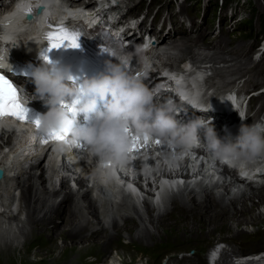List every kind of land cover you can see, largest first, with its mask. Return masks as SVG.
Here are the masks:
<instances>
[{
    "label": "rangeland",
    "instance_id": "rangeland-1",
    "mask_svg": "<svg viewBox=\"0 0 264 264\" xmlns=\"http://www.w3.org/2000/svg\"><path fill=\"white\" fill-rule=\"evenodd\" d=\"M120 1L127 4L129 3V5L132 6V10L139 12L140 15L146 14L151 16L156 13V19H160V21L163 17L168 19V16H171L173 18V22H175V19L177 18L180 19V23L183 26H185V24H183L182 21H185V23L189 21L192 22V26H198H195L196 33L197 35L199 34L200 37H203L202 41L204 42L201 45L196 46L198 44L197 40L199 39L190 41V35L193 37L192 34L195 33L193 31L194 27H189V32H173L163 38L168 41H166L163 45L166 47L163 49V56L157 59L158 62H162L161 65H167L171 70H176L178 64L184 61L186 65L190 66L192 71L197 73V75L205 77L206 81L212 83L213 90H219L222 87L228 89L235 81L238 80L240 82L249 81L254 84L262 83V87H264V52L260 56L261 59L259 58V50L262 44L261 40L264 38V0ZM148 9L151 10V14H149ZM178 27L180 29H184L181 25H178ZM172 44L178 46L173 47ZM181 44L191 46L189 54H185L184 52L182 54V49L180 48ZM252 45L253 50L250 51ZM246 50H249V54L247 53L249 56L248 60L246 56H243V53H246ZM260 122L264 123V112L261 116ZM9 134L11 135L12 143L10 146L3 148V150L0 151V161H2L4 156L8 153L16 152L13 154V159H11V162H9L6 168L7 172L5 171L7 175L15 174V177H7L11 180V182L6 183L7 185H10V188L5 191L6 195H4V191L1 192H4L2 193V197L5 199L7 196L8 199L13 193H15L14 196H17L18 191V203H16L19 204V211L17 214L15 213L17 212L15 210H17L18 206L16 208L7 209L11 215H15V217H17V220L14 221L11 226H7V224L3 226L0 225V244L6 242V244H9L10 246L13 245L14 247H20L21 245L19 244L23 242L24 236L29 232V223L27 221V209L21 199V189L20 187H18V190L16 189L17 179L20 182L24 181L28 176L31 165H35L40 161V159H38L35 152L28 154V151L23 152L20 150V148L17 147V143L19 141L18 135L12 133ZM8 139L9 137H7V140ZM84 153L87 154L86 151ZM90 159L95 160V158L92 157H90ZM50 161H53L51 165L49 164V159L45 157L40 167L38 169H34V174L38 176L41 173L42 168H44L46 185H44V191L41 192V198L44 197L45 204L50 206L54 203H59L65 193H72V196L77 203L75 210L79 217L72 228H81L89 224L86 234H90L92 231L99 229L101 226L110 231L111 224L114 221H116L119 226H122V216L132 215L137 218L135 213L137 211L141 220L138 221L139 227L133 233V236L137 237L140 235L144 226L156 234L157 231L153 226L151 227V224L148 221L149 217L145 208V202L149 203L150 209L154 215H158V213L162 214L161 212L165 206L166 208L168 206L170 207L169 200L173 195L182 196L188 202L193 197L200 199L208 194H212L222 203V205H228L233 200L241 201L243 196H252L256 194L259 189L264 187L259 185H239L236 183L233 175H229L228 177H224L222 175L221 178H218L213 183L211 182L212 176H207L206 178H203V180H196L192 175L185 177L184 179L182 177L179 185L163 184L156 177L153 178L148 176L144 177L143 186L135 184V186H137L138 195L126 194L124 196H120L121 193L120 195L116 194L114 189L108 188V186L107 188H105V186L104 190L101 191L95 189V187L91 185L92 180L94 179V174L90 176L89 183H86V174L76 162L71 163L72 169L69 171L65 169L61 161L55 162L54 156L50 158ZM181 170L182 169L176 164H170L167 167L163 164L158 166L159 172H164L170 175L171 178L178 177ZM58 173L62 175L67 173L70 174L68 176H64L66 183L68 182L65 189L61 188V180L56 182ZM80 181L87 184V187H80L78 184ZM42 187L43 185H39L40 190H42ZM160 190L161 197L165 204L162 208L154 207L150 201V198L154 195V193L160 195ZM84 192H88L90 194L89 197L95 200L94 203L99 211V220L101 219L100 224L96 221L89 223L91 218L87 214L88 211L85 208L86 203L82 196ZM103 192L108 198L106 202L103 197L99 195V193L103 194ZM248 194L249 196H247ZM254 201L258 205L257 209L254 211V215L256 217H264V204L258 202L259 200L256 197L254 198ZM7 210L5 208L4 212H7ZM13 210L15 212H12ZM0 214H2V211ZM233 228H235V226H233ZM262 228H264V222L262 224ZM242 229L245 232H255L256 230L251 225H243ZM123 235L124 237L118 244L117 248H112L110 252L102 258H96L90 255L87 256V264H156V261L157 264H171L172 262L168 261L170 256H175V259L178 261H180V259L182 260V257H188L190 259V263L191 261L197 262L200 260L207 264L205 262L204 255L206 252H212L213 250H216L217 256L224 255L226 256L225 258L228 257L229 261L232 260L233 263H236V256L260 251V249L254 252L245 251L247 248L249 249L256 244L264 246V238L259 235H254L253 238L236 243L233 246V243L229 245V243L219 241V234L215 233V235L209 237L212 240L211 243L213 242L212 244H193L186 242L184 245H177L161 243L155 245L154 247L144 246L142 248H134V245L130 244L129 239L126 238L127 235L125 233H123ZM217 242L219 243L217 244ZM56 243L59 249H57L54 253L47 255V257L44 258L45 260L39 261L36 258L38 257L37 255L35 257V255L29 254L24 250L20 251L18 248L13 253V258L6 263L4 262V264H43L42 262H44V264H64L60 261L63 251L62 240L58 238ZM231 246L232 248H230ZM262 249L264 250V247L261 248V250ZM125 250H129L128 253L131 252L132 254L128 255ZM124 251L127 254L123 258L125 263L121 261L119 256V253ZM242 257L243 256H241V258ZM76 258L78 259L79 257L72 255L67 264H72L75 262ZM216 259L217 257H215V260ZM195 262H192V264Z\"/></svg>",
    "mask_w": 264,
    "mask_h": 264
},
{
    "label": "clouds",
    "instance_id": "clouds-1",
    "mask_svg": "<svg viewBox=\"0 0 264 264\" xmlns=\"http://www.w3.org/2000/svg\"><path fill=\"white\" fill-rule=\"evenodd\" d=\"M56 0H21L15 18L10 22L0 20V69L10 70L8 51L15 48L18 34L35 30L43 36L45 21L63 24L64 19L54 11ZM43 7V12L26 21L24 11L29 7ZM11 45L8 48L5 45ZM148 45L137 46L134 55L138 57L141 71L147 75L148 65L142 52ZM40 47H38L39 49ZM115 62L105 61L104 70L80 82L65 83L71 79L66 67L55 62H42L31 72L34 93L19 89L18 100L26 106L39 100L47 111L39 116V132L33 127V138L49 129L66 133L59 142L61 150L83 147L90 157L97 160V174L107 176L108 170L124 166L132 160V138L139 137L141 144L147 138L148 144L159 141L169 151L162 153L165 163L176 162L192 155L202 146L197 129L206 126L200 119L179 124L175 119L177 107L169 100L163 105L153 102L154 93L136 76L127 71L131 55L112 53ZM185 100L189 98L183 97ZM98 103L103 109H98ZM238 108V104L235 105ZM71 114V115H70ZM83 116L84 123L76 120ZM11 123V122H9ZM126 129L128 131H126ZM205 146L210 151V161L227 164L247 174V167L257 157L264 155V123L242 125L235 144H224L217 139L210 127L206 128ZM216 250L209 255V264H214Z\"/></svg>",
    "mask_w": 264,
    "mask_h": 264
},
{
    "label": "bare ground",
    "instance_id": "bare-ground-1",
    "mask_svg": "<svg viewBox=\"0 0 264 264\" xmlns=\"http://www.w3.org/2000/svg\"><path fill=\"white\" fill-rule=\"evenodd\" d=\"M69 1H71L72 3H79V1L77 2V0H69ZM64 6L67 7V5H64ZM64 6H62V8L65 10V12L61 13V15L64 16V19L70 16L71 17L70 20L75 22V20L84 17V13H83L84 11H80L78 10V8H77V11L67 10L65 9ZM71 7L76 8L78 6H71ZM88 8L89 6H86V3H84V6L81 7L82 10L88 9ZM18 11L19 10H14L12 14H8L7 16L8 17L13 16L15 18ZM148 12L149 14H151L150 9H148ZM136 13L138 14L139 12H136ZM30 33L31 34L26 35V36L16 37V39L19 40V43H18L19 48L28 49L30 44L34 43L35 45L41 41V36L37 31L32 30L30 31ZM155 34L159 36V33H155ZM166 41L168 40L163 39L162 42H160V46L162 47ZM172 46L175 47L178 45L172 44ZM252 47L253 45L251 46L250 51L253 50ZM180 48L182 49L181 50L182 54L183 52L185 54L190 53V48H191L190 45L181 44ZM174 49H179V48H174ZM248 52L249 50L248 51L246 50V53H243V56H246L247 60L249 57ZM153 53H155V55H158V57H154L158 59L163 56L164 52L160 50V51H156ZM23 54H24V51L22 50L17 51L15 53L16 57L18 58H22ZM262 54L263 53L259 55V58ZM151 61L154 62V60H151ZM156 63H158V66L161 67L162 62H156ZM181 64H184L185 65L184 67H187V68L190 67L186 65L184 62H181ZM176 77H178L177 82L180 81V84H182L186 80H189V82H191L190 84L192 86H195L193 81H191L192 79L183 78L182 74L181 75L175 74L174 78ZM176 89H178V87H176ZM7 122L8 121L1 122L0 125L1 124L7 125ZM16 127L18 131L17 135L19 137L17 147H19L20 150H22L23 152L31 150L32 148L29 146V143H28L30 132L27 130V126L17 125ZM7 137H9L8 140H7ZM11 143H12L11 135L9 133L2 132L0 134V151L3 150V148H7L8 146H10ZM57 146L58 148L56 147L54 149L55 152L60 149V146L59 145ZM65 149L69 150L70 148H65ZM44 151H45V148L34 149V152L36 153V156H38V159H40V161L37 162L36 164L34 163L35 165L32 164L30 167V171L28 172L27 178L22 182L18 181L17 179V184H16L17 185L16 189L18 190V187H20L21 189V199L27 209V221L29 223V232L24 236L23 242L19 244L21 246L20 247L16 246L17 248L14 247L13 245L10 246L9 244H6V242L1 241L3 243L0 244V264H4V262L6 263L10 261L13 258L12 256L13 253L18 248H19L18 250L20 251L24 250L25 252L29 254L35 255V257L37 255L38 257L36 258L39 261L45 260L44 258L47 257V255L52 254L57 249H59L56 243V240L58 238L61 239L63 243V248H62L63 251L60 257V261L63 262L64 264H67L69 258L72 255H76L77 257H79L78 259L76 258L75 262H73L72 264H87L86 257L89 255L96 257V258H102L106 256L112 248H117L118 244L122 241L124 237L123 233L127 235L126 238L129 239L130 244L134 245V248H142L144 246L154 247L155 245L161 244V243L177 244V245H184L186 242L193 243V244H207V243L212 244L213 242L211 243L212 240L209 237H212L213 235H215V233L219 234V239H218L219 241L229 243V245L233 243V246L236 243L245 241L249 238H253L254 235L256 236L259 235L262 238H264V228H262L264 217H256L254 215V211L258 207V205L254 201V198L256 197L259 200L258 202H261V204H264V187L259 189L256 194L252 196H249L248 194L247 196L249 197L243 196L241 201L233 200L228 205H222V203L218 199H216L212 194H208L200 199L197 197H193L188 202L182 196L173 195L175 197L172 196L169 200L170 207L168 206L166 208L165 204L163 203L165 208L161 212L162 214L158 213V215H154V213L150 209L149 203L145 202V208H146V211L149 217L148 221L151 224V227L153 226L155 230L157 231L156 234L151 232L146 226H144V229H142L143 231L141 232L140 235L137 234L138 235L137 237L133 236V233L139 227L138 221L141 220L140 215L137 213L138 211L135 212L137 215L136 216L137 218H135V216H132V215H123L122 216V221H123L122 226H119L117 222L114 221L111 224L110 231H108L107 229L101 226L99 229L92 231L90 234H86V232L88 231L87 229H88L89 224L81 228H76V229L72 228L75 225L76 220L79 218L75 210L77 207L76 206L77 203L75 202V199L73 198L72 193L71 194L70 192L65 193L59 203L57 204L54 203L50 206H47L45 204L44 197L41 198L42 197L41 192L44 191L45 189L44 185H46V179L44 178V168H42L41 173L38 176L34 174V169H38L40 165L42 164V161L45 158V156H42ZM14 153L16 152H11L8 154L6 153L7 155H5L4 159L0 161V166L4 163V160L8 159V161L11 162V159H13ZM74 159H76L75 156L73 160ZM95 161L97 160L95 159ZM76 163L79 165L78 161H76ZM207 165H209L208 162H207ZM97 167H98V164H96V167L94 169V173H93L94 180L96 179L98 184L100 183L103 184L102 182L111 183L113 181L114 182L113 184L106 185L105 188H107L108 186V188L114 189V191L116 189L118 190L119 187L116 184L117 178L115 179V176H114L111 181L106 180L105 176L97 174V171H96ZM5 171L6 169H4V175H3L2 180L0 181V208L3 207L4 210L5 208L7 210L10 208H16L18 206L17 210H15L17 212H15L14 210L12 211L17 214L19 211L18 209L19 204H17L18 203L17 202L18 191H17V196H14L15 193H13L8 199H7V196L5 199L2 197L3 196L2 193H4L6 190H8V188H10V185L9 184L7 185L6 183L11 182V180L7 178L9 177L6 174L7 171L6 172ZM108 171H112L113 173V167L111 168V170H108ZM237 178L239 179L240 175H238ZM64 181H65V178L64 177L61 178V188L63 189L67 187V183H68ZM78 184L80 185V187L82 186L87 187V184H84L83 181L78 182ZM39 185H43L42 190H40ZM1 191H4V192H1ZM116 194L120 195L119 192H116ZM4 195H6V192ZM82 196L86 203L85 208L88 211L87 214L91 218L89 223H93V221H96L97 223L99 222L100 224L101 219L99 220V211H98L96 204L94 203L95 200L89 197L90 194L88 192H84ZM3 208L1 210H3ZM8 212L9 210H7V212H3L2 214H0V225L1 226L6 225V224L7 226H11L13 222L17 220V217H15V215H11L10 212L9 213ZM7 218H11V219H7ZM243 225H251L256 230L255 232H245L242 229ZM233 226H235V228H233ZM218 243L219 242H217V244ZM263 247L264 246L262 245L256 244L252 246L251 248L249 249L247 248L246 250L245 249L244 250L254 252L260 249V251L254 252L256 255H260L264 253V250L263 249L261 250V248ZM230 248H232V246ZM125 251L121 253L118 252L120 254L119 255L120 259L123 262H124V259H123L124 256L127 255ZM128 251L126 252L128 253ZM234 252H237V251H234ZM131 254H132L131 252L128 253V255H131ZM241 255L243 257L240 259H237L239 264L244 263V261L246 260L244 256H247L248 254L246 253V254H241ZM222 256L224 255H221V256L216 255L217 259L214 260V263L215 264H228V263L233 264L232 260L231 261L228 260V257L225 258L226 256L224 257ZM168 261H171L172 262L171 264H192V262H195V261H191L190 263V259L188 257H182V260L180 259V261H178L177 259H175V256L174 257L170 256ZM197 262L193 264H202L203 261L199 260ZM258 262L259 264H264V257L261 256V258L258 259ZM42 263L44 264V262ZM156 264H157V261H156ZM203 264L205 263L203 262ZM247 264H253V261H250V263H247Z\"/></svg>",
    "mask_w": 264,
    "mask_h": 264
},
{
    "label": "snow or ice",
    "instance_id": "snow-or-ice-1",
    "mask_svg": "<svg viewBox=\"0 0 264 264\" xmlns=\"http://www.w3.org/2000/svg\"><path fill=\"white\" fill-rule=\"evenodd\" d=\"M34 7L29 6L25 11L24 15L30 13ZM46 28L48 29L44 33V41L47 42V48L42 49V58L48 62L47 52L52 49H58L61 47L78 48L79 47V35L80 33L76 31H70L64 24H52L48 20L45 21ZM108 51V49H104ZM28 109L21 105L18 100V91L6 79L3 75H0V119L11 118L17 122L28 123L34 125L39 132V117L33 120H28L27 118ZM126 131H128L126 129ZM66 133L60 130L49 129L48 131L41 133L39 135V143L47 144L49 142H61L65 139ZM132 148L133 153L139 151V147H146L148 145L147 138H145L143 144L140 142V138L133 136L132 138ZM159 145V141H155Z\"/></svg>",
    "mask_w": 264,
    "mask_h": 264
},
{
    "label": "water",
    "instance_id": "water-1",
    "mask_svg": "<svg viewBox=\"0 0 264 264\" xmlns=\"http://www.w3.org/2000/svg\"><path fill=\"white\" fill-rule=\"evenodd\" d=\"M111 168L109 170H111ZM108 172H109V174L106 176V180L111 181L113 179V177H114V174L112 173V171H108ZM3 175H4V172L0 169V181L3 178ZM102 183L106 186V185L113 184L114 182L112 181L111 183H109V182H106V183L105 182H102Z\"/></svg>",
    "mask_w": 264,
    "mask_h": 264
}]
</instances>
